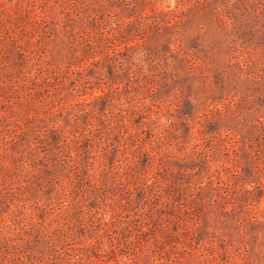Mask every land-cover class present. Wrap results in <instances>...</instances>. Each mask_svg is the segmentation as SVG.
<instances>
[{"label":"rangeland","instance_id":"rangeland-1","mask_svg":"<svg viewBox=\"0 0 264 264\" xmlns=\"http://www.w3.org/2000/svg\"><path fill=\"white\" fill-rule=\"evenodd\" d=\"M0 264H264V0H0Z\"/></svg>","mask_w":264,"mask_h":264}]
</instances>
